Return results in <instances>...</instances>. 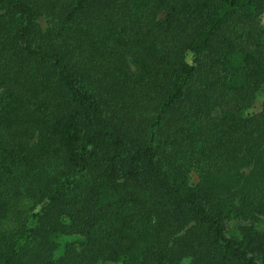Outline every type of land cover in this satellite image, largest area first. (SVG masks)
Instances as JSON below:
<instances>
[{"label":"trees","instance_id":"trees-1","mask_svg":"<svg viewBox=\"0 0 264 264\" xmlns=\"http://www.w3.org/2000/svg\"><path fill=\"white\" fill-rule=\"evenodd\" d=\"M47 1L0 0V264H264V0Z\"/></svg>","mask_w":264,"mask_h":264},{"label":"rangeland","instance_id":"rangeland-1","mask_svg":"<svg viewBox=\"0 0 264 264\" xmlns=\"http://www.w3.org/2000/svg\"><path fill=\"white\" fill-rule=\"evenodd\" d=\"M41 1H42L41 4H43V5L49 4L47 0H41ZM64 13H65V7L62 5H57V6L52 7L51 9H47V10L43 9V11L38 15V17L35 20L37 27H38V30L40 32H44L47 29L56 26L60 22V20L63 18ZM258 21L260 23L261 28L264 30V8H263V11L258 18ZM262 98H263V93H262V91H259L255 97L254 104L252 106H250L249 108H247L246 112L258 111L260 108V103L262 101ZM150 113H152V111H147V112H143V113L136 111L133 115V117H134L133 119L143 118L144 122L146 123L147 119L152 115ZM138 115H140V116L137 118ZM22 170H24V169H22ZM48 170H51V168H49ZM56 171H58V174H59L60 167L57 169H52L50 171V174H52ZM27 205L28 204H26V206ZM228 224L235 225L236 222L230 221ZM186 262L187 261L185 259L181 260V264H186ZM105 264H108V263H105Z\"/></svg>","mask_w":264,"mask_h":264}]
</instances>
